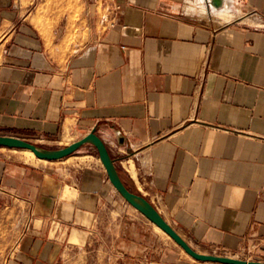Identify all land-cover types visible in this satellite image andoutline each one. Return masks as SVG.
<instances>
[{
    "label": "crops",
    "instance_id": "1",
    "mask_svg": "<svg viewBox=\"0 0 264 264\" xmlns=\"http://www.w3.org/2000/svg\"><path fill=\"white\" fill-rule=\"evenodd\" d=\"M31 1L0 0V130L83 137L97 127L127 187L192 247L264 260V0H118L114 27L97 0L51 25L32 20ZM83 157L0 174L30 213L16 264L212 262Z\"/></svg>",
    "mask_w": 264,
    "mask_h": 264
},
{
    "label": "rangeland",
    "instance_id": "2",
    "mask_svg": "<svg viewBox=\"0 0 264 264\" xmlns=\"http://www.w3.org/2000/svg\"><path fill=\"white\" fill-rule=\"evenodd\" d=\"M28 2V1H27ZM27 2H23L27 4ZM85 0H33L29 2L32 9L37 12L32 20L45 25H51L55 20L61 18L66 13V19L76 20L82 12L85 11ZM55 13L56 15H52ZM57 18V19H56ZM56 22V21H55ZM71 39H80V35L73 33L68 37ZM84 131L68 130L66 134H60L54 137L40 138L36 136H27L20 132H8L0 130V135L6 134L15 137H21L28 141L36 143L41 149H59L67 146L77 138H82ZM25 150V151H24ZM27 149L11 148L7 146H0V174L4 172H13V174L31 173V170L45 169L47 166L64 167L66 169L76 168V163H86L90 157H83L84 155H93L100 161L99 153L96 147L89 143L79 148L75 153L59 160H42L37 156H28ZM12 181L6 180L2 184L0 182V264H16L15 252L19 245V239L30 229V213L28 204L22 199L12 198L10 195V184ZM218 255L237 256L247 260H261L255 256L254 250L248 253V250L243 253L231 254L220 252H210ZM236 257V258H237ZM211 262V261H209ZM210 264H222L218 262H211ZM224 264V263H223Z\"/></svg>",
    "mask_w": 264,
    "mask_h": 264
},
{
    "label": "water",
    "instance_id": "3",
    "mask_svg": "<svg viewBox=\"0 0 264 264\" xmlns=\"http://www.w3.org/2000/svg\"><path fill=\"white\" fill-rule=\"evenodd\" d=\"M93 144L97 152L99 153L100 160L103 166L107 170V174L110 182L114 185L116 190L121 196H123L127 202L133 207L140 210L148 219L156 223L163 231H165L175 242L180 245L189 255L200 261H212L224 264H264L261 260H247L242 258H235L229 255H218L215 253H203L192 247L188 241L177 232L174 227L166 221V219L160 214L158 209L148 200L145 196L140 195L137 192L130 190L126 183L122 180L119 167L116 165V161L110 153L107 143L97 133V127H94L87 135L75 142L60 147L59 149H41L36 143L28 141L21 137H15L11 135H0V146H7L11 148H22L33 150L35 156L41 159L59 160L63 157H67L75 153L79 148L85 144Z\"/></svg>",
    "mask_w": 264,
    "mask_h": 264
},
{
    "label": "built area",
    "instance_id": "4",
    "mask_svg": "<svg viewBox=\"0 0 264 264\" xmlns=\"http://www.w3.org/2000/svg\"><path fill=\"white\" fill-rule=\"evenodd\" d=\"M98 6L105 9V13L102 17V21L107 25L114 27L116 24V17L120 10L121 4L118 0H97ZM253 249H249L248 253H251Z\"/></svg>",
    "mask_w": 264,
    "mask_h": 264
},
{
    "label": "bare ground",
    "instance_id": "5",
    "mask_svg": "<svg viewBox=\"0 0 264 264\" xmlns=\"http://www.w3.org/2000/svg\"><path fill=\"white\" fill-rule=\"evenodd\" d=\"M25 151V150H24ZM25 153H27L28 154V156L30 157H34L35 156V154H34V152H33V150H30V149H27L26 150V152ZM43 160H45V159H43ZM233 257V256H232ZM235 258L237 257V256H234Z\"/></svg>",
    "mask_w": 264,
    "mask_h": 264
}]
</instances>
